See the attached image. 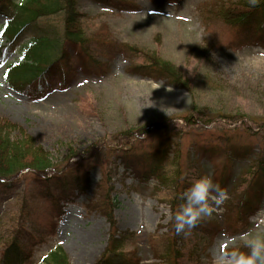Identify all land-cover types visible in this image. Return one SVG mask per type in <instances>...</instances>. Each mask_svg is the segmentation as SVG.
I'll return each mask as SVG.
<instances>
[{
    "label": "rangeland",
    "instance_id": "rangeland-1",
    "mask_svg": "<svg viewBox=\"0 0 264 264\" xmlns=\"http://www.w3.org/2000/svg\"><path fill=\"white\" fill-rule=\"evenodd\" d=\"M129 1L137 8L77 0L89 55L105 66L77 67L65 89L41 98L5 76L20 59V44L8 47L0 26V128L18 152L27 143L23 154L39 151L49 163L41 172L20 170L11 179L16 188L0 192V260L5 244L19 237L22 249H31L26 264L41 263L56 247L69 264H96L113 233L115 254L128 263L214 264L222 249L243 245L241 234L264 232V187L258 208L244 222L235 218L245 199L254 200L245 192L250 183L255 190L264 184L253 175L254 158L264 156V48L242 46L241 27L204 12L238 0ZM50 22L61 27L57 18ZM151 53L173 63L192 93L132 71ZM161 148L169 150L166 174L177 167L182 177V193L202 174H232L223 204L181 233L172 219V183L143 176ZM122 150L134 154L128 168L117 157ZM5 154L6 165L20 160ZM77 181L87 187L76 196Z\"/></svg>",
    "mask_w": 264,
    "mask_h": 264
},
{
    "label": "trees",
    "instance_id": "trees-1",
    "mask_svg": "<svg viewBox=\"0 0 264 264\" xmlns=\"http://www.w3.org/2000/svg\"><path fill=\"white\" fill-rule=\"evenodd\" d=\"M94 1L117 10L137 8L129 0ZM251 1H255V3H250ZM76 2L77 0H0V18L2 19L0 26L9 43L8 47L20 44V59L7 65L5 76L15 87L25 90L29 97L41 98L47 90L53 88L65 89L72 81L77 67L89 72L96 69L103 71L105 65H99L89 55L85 36L86 27L84 26L86 16L77 10ZM221 2V5L215 3L206 6L207 8L204 11L206 18H220L224 23L230 22L232 26L241 27L244 35L238 43L242 46L258 45L264 48V25L261 26L264 24V0H238L235 3ZM53 18H57L61 22V27L50 22ZM147 57L149 59L147 63L132 66V71L154 80H165L174 87L183 88L192 93L189 87V79L173 63L154 53L149 54ZM193 109H196L194 105ZM0 129V192H7L16 188L15 182L11 179L20 170L30 168L41 172L48 168L49 163H47L46 158L41 156L39 151L37 154H23V152L30 149L27 143L25 144L26 150L18 152L17 148L12 146L15 144L11 143L13 140L8 138L9 134L6 135L7 132L3 133L2 128ZM168 151V148L167 150L161 148L159 154L151 156V166L144 172L143 176L145 178L148 176L161 177L162 183L163 180H165V183L168 181L169 185L172 183L171 188L174 191V197L170 207L174 213L182 202L180 196L182 195L181 187L183 184H181L182 177L178 174L177 167L174 170L175 175L168 176L164 170ZM6 152L11 154L10 157H15V161L20 159L14 164V167L5 164ZM20 153L22 154L20 155ZM204 154L206 155V153ZM117 157L120 158L125 168L134 163V154H127L125 150H122ZM253 162L256 165L253 175L259 176L258 178L263 181L264 156H256ZM175 166L177 165L175 164ZM230 177H232V174L229 173L226 176L221 175L220 178H215L214 182L223 188L224 182L230 180ZM81 183V181L75 183L76 196L86 191V184ZM253 185V182L250 183L245 192L254 193V200L249 195V200L245 199L238 206L235 215L238 222H244L245 218L259 206L264 184L262 183L260 190L258 188L255 190ZM62 194L61 199L64 201L69 200L65 192L62 191ZM46 195L49 198L51 197L50 190L47 191ZM76 196H73V198ZM114 205L112 204V207ZM55 210L57 213L60 212V207L56 206ZM105 216L109 218L111 224H114V219L109 212L106 211ZM109 236L108 245L96 264H134L133 262H126L125 259L123 260L115 254L116 249L119 247L116 241L117 238L113 233H110ZM18 239L19 237L11 239L9 243L5 244L7 246H5L2 253L0 264L28 263L31 249L27 251L22 249ZM39 264H69V261L63 249L56 247L50 250Z\"/></svg>",
    "mask_w": 264,
    "mask_h": 264
},
{
    "label": "clouds",
    "instance_id": "clouds-1",
    "mask_svg": "<svg viewBox=\"0 0 264 264\" xmlns=\"http://www.w3.org/2000/svg\"><path fill=\"white\" fill-rule=\"evenodd\" d=\"M227 198V191L214 182L212 175H200L180 196L182 202L172 216L176 232L191 229L201 219L211 216ZM239 239L243 245L234 243L231 250L222 249L215 257L214 264H264V232H246Z\"/></svg>",
    "mask_w": 264,
    "mask_h": 264
}]
</instances>
